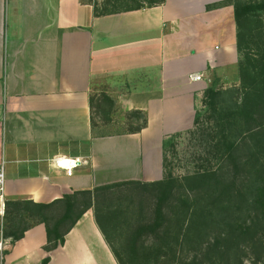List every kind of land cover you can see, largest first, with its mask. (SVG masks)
<instances>
[{
    "label": "crops",
    "instance_id": "0c3cea01",
    "mask_svg": "<svg viewBox=\"0 0 264 264\" xmlns=\"http://www.w3.org/2000/svg\"><path fill=\"white\" fill-rule=\"evenodd\" d=\"M0 0V163L6 200L49 203L74 191L164 176V140L193 127L209 84L237 71L229 0ZM138 4L143 8L129 9ZM201 75L200 80L192 76ZM232 77V76H231ZM236 77V75H235ZM214 79V80H213ZM147 113L139 133L97 134L91 97ZM57 153L81 158L72 175ZM38 224L3 264H118L88 210L47 253Z\"/></svg>",
    "mask_w": 264,
    "mask_h": 264
},
{
    "label": "trees",
    "instance_id": "16d2710c",
    "mask_svg": "<svg viewBox=\"0 0 264 264\" xmlns=\"http://www.w3.org/2000/svg\"><path fill=\"white\" fill-rule=\"evenodd\" d=\"M228 2L237 26L239 83L209 85L193 128L164 140L163 178L113 182L49 203L6 200L0 229L12 245L44 224V249L50 253L92 209L118 264H264V0ZM96 101L101 109L116 104L106 93L93 95L92 113ZM127 120L136 125L124 134L148 125L141 110H128ZM92 126L96 132L93 114ZM181 134L188 135V149L194 150V167L179 177L168 150L177 147L174 138ZM106 228L118 237L110 238ZM50 260L47 256L42 264Z\"/></svg>",
    "mask_w": 264,
    "mask_h": 264
},
{
    "label": "rangeland",
    "instance_id": "374dc122",
    "mask_svg": "<svg viewBox=\"0 0 264 264\" xmlns=\"http://www.w3.org/2000/svg\"><path fill=\"white\" fill-rule=\"evenodd\" d=\"M225 72L226 73L228 72L227 74L229 76V79H226V77L225 78L219 77L216 78L215 80L213 79L217 87L229 88L239 83L238 70L236 71V74H235V69H228V70L225 69ZM211 84L212 82L209 85ZM98 104H99L98 101H96L93 111L95 121L98 125V127H96L97 133L105 134V135L124 134L127 131V129L131 127V125H136L135 123H130L127 120L128 110L124 106H122V104L116 103L113 109H109V107H107L106 105H104V107H102L101 109L98 107ZM201 108L202 107H200L199 109ZM174 140L178 144L176 148H170L168 150V158L172 164V168L175 175L182 177L185 174H187L190 170H192V168L194 167V164L191 163L192 160L191 153H193L194 155L193 152L194 150L193 148L191 150L188 149V135L181 134L180 136L174 138ZM147 195H148L147 200L149 202V205H151L152 207L153 197L149 194ZM106 230L110 238H114V235L118 237V233L116 232L111 233L110 229L108 228H106ZM246 264H251V263L247 261Z\"/></svg>",
    "mask_w": 264,
    "mask_h": 264
},
{
    "label": "built area",
    "instance_id": "2783aa9c",
    "mask_svg": "<svg viewBox=\"0 0 264 264\" xmlns=\"http://www.w3.org/2000/svg\"><path fill=\"white\" fill-rule=\"evenodd\" d=\"M192 79L194 80H200L201 75L195 74L192 76ZM82 163L81 158H74L69 161V163L66 166L63 167H57L60 169H64L68 175H72L74 170ZM0 172L3 173V181L0 182V218L2 219L5 215L6 211V178H5V162L2 161L0 163ZM10 240L4 237L3 229H0V264H3V261L5 259V252L10 247Z\"/></svg>",
    "mask_w": 264,
    "mask_h": 264
},
{
    "label": "clouds",
    "instance_id": "9594fccd",
    "mask_svg": "<svg viewBox=\"0 0 264 264\" xmlns=\"http://www.w3.org/2000/svg\"><path fill=\"white\" fill-rule=\"evenodd\" d=\"M74 158L64 155L63 153H57L56 156L51 157L49 165L51 167H63L66 166L70 160ZM3 181V173L0 172V182Z\"/></svg>",
    "mask_w": 264,
    "mask_h": 264
}]
</instances>
